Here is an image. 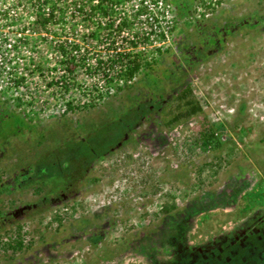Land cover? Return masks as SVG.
<instances>
[{"label":"rangeland","instance_id":"obj_1","mask_svg":"<svg viewBox=\"0 0 264 264\" xmlns=\"http://www.w3.org/2000/svg\"><path fill=\"white\" fill-rule=\"evenodd\" d=\"M74 1L89 0H66L45 32L25 0H0V99L31 127L0 143V264H264V27L243 24L264 0H185L180 15L164 0L147 15L136 14L140 0L81 14ZM122 16L148 64L117 88L100 77L118 73L106 47L122 34L103 26ZM73 40L81 53L68 73L56 45ZM187 85L201 111L167 122ZM115 115L129 126L110 138ZM91 142L106 146L86 164ZM65 157L58 175L28 177ZM202 200L174 232L175 214Z\"/></svg>","mask_w":264,"mask_h":264},{"label":"trees","instance_id":"obj_2","mask_svg":"<svg viewBox=\"0 0 264 264\" xmlns=\"http://www.w3.org/2000/svg\"><path fill=\"white\" fill-rule=\"evenodd\" d=\"M27 3V6H29L33 12H34V20L38 24L39 28H41L43 31L48 32L49 31V26H51L52 22L55 20L57 15L62 11L63 7L66 4V0H25ZM115 1V2H114ZM146 0H140L139 1V6H136V14H145L147 13L146 8L149 6H153L155 4V0H149L151 2H145ZM171 2L173 6L175 7L176 14L180 15L182 13H185L188 9L187 3L185 0H164ZM117 0H89L87 2H78L74 1V8L78 11V14H81L82 12H92L95 10H99L102 13H105V11L108 9V6L111 7L113 3H116ZM220 0H215V3L218 4ZM87 10V11H84ZM99 22V21H98ZM96 22L95 25L92 27V35L93 37L97 36L98 32V26L99 23ZM245 26H255L256 24H259L261 27H264V13L260 14L256 17L254 22H243ZM151 26V25H150ZM104 30H107L108 32H112L115 30L116 36H119V34H122L120 36V39L123 42H119L116 45H114V42L112 39L108 40V44L106 47L107 52L109 51H114V56H115V62L117 63L118 67V73H115L116 75H108L107 73H102V78L104 83L113 81L116 85L120 83V85L117 86L119 87H125L127 84H130L131 81L133 80L134 76L140 71L142 65L148 64L145 59L141 55V49L139 48V44H137L135 41L132 40V36L136 37L137 31L134 34L128 33L126 30L128 29V22H127V17L122 16L117 19H112L108 17L104 21ZM150 30V29H149ZM125 34V35H124ZM131 37L128 39V37ZM163 35L161 34V37ZM209 40V37L208 39ZM73 45L67 49L63 43H58L56 45V51L57 53L63 57L61 65L63 66V71L65 72H72V70L77 66L76 62L79 61V54L81 53V48L80 44L78 41L73 40ZM101 59L96 58L94 64L97 67H100ZM22 76L20 77L19 80H14L13 83L15 86H19L22 83L21 80ZM64 81L63 75L61 73L60 76H55L54 79L51 81L50 84H58V82L62 83ZM62 86V85H61ZM102 96V93H98L96 95V100L100 99ZM178 100L181 101L183 111L181 112L182 114L180 115H174L170 117L167 122L172 123V121H176L178 116H189L195 113H198L201 111V108L197 101L193 99L191 89L190 87L184 86L181 88L175 96ZM93 99V98H91ZM94 100V99H93ZM155 102V101H154ZM92 103L95 102H86L84 103L85 105L92 106ZM153 101H150L149 104L144 105L143 107L148 108ZM67 108L72 109L73 107L70 105L69 102L66 103ZM128 109H125L123 113H126ZM115 124L114 129H112L110 135V138H115V137H122L126 131V129L129 126L128 121L121 117L120 115H115L113 120ZM31 127L29 124L26 123L24 120V115H19L16 113L14 110H12L9 107V102L8 100L0 99V133L1 138L0 143H6L8 139L11 136L14 135H19L23 133V130H29ZM208 140L211 144L212 147L217 146V141L213 135V133L207 134ZM110 138H106L105 141L108 143L110 141ZM81 140H79L78 146L76 149L79 148ZM0 144V145H1ZM90 145L86 147L85 151L83 154L85 155V163L88 164L90 163L94 158H97L102 155L103 148L106 146V143L104 142L101 147H95L93 142L89 143ZM74 148V147H73ZM72 153V150H70L67 155ZM66 155V156H67ZM67 157L50 162L49 164H44L42 162L37 163L34 165L35 170H32V174L28 175V177H41L44 180H46L49 177H53L55 175H58L61 173V171L64 169L65 165L67 164ZM224 191V190H223ZM209 198V197H208ZM211 199L209 198V201ZM207 201H199L196 203L194 207L188 208L186 215L181 213L175 214L177 218L171 219L172 225L174 232L175 231H180L184 228V223L187 219V216H189L192 212L197 210H203L207 206ZM175 208L176 206L174 204H171L170 206H163L162 211L164 213L170 211L171 209ZM174 218V217H172ZM257 231V228L255 229ZM251 234V233H249ZM247 236L245 234H240L235 240L236 244L241 246V244H245L243 242V238ZM253 239L259 238L260 235H255L252 233L250 235ZM172 237V235H171ZM5 242V245L10 246L12 248H18L20 247L21 243L19 240L15 241L13 244L9 242ZM255 242V241H253ZM226 246V245H225Z\"/></svg>","mask_w":264,"mask_h":264},{"label":"built area","instance_id":"obj_3","mask_svg":"<svg viewBox=\"0 0 264 264\" xmlns=\"http://www.w3.org/2000/svg\"><path fill=\"white\" fill-rule=\"evenodd\" d=\"M145 2H147V1H144L143 3H145ZM211 2H212L214 5L216 4V3H215V0H212ZM148 7H149V6H148ZM148 7H147V8H148ZM149 8H151V6H150ZM143 14H144V13H143ZM147 14H148V11H147V13H145V15H147ZM148 17H149V16H148ZM150 25H151V24H150ZM150 25H148V30H145V31H144V32L147 33V34H150V31L152 30V27H153V26H152V25L150 26ZM149 29H150V30H149ZM161 34H162V33H160V38H161V39H159V41L164 40V36H165V35L162 34L163 36L161 37Z\"/></svg>","mask_w":264,"mask_h":264},{"label":"flooded vegetation","instance_id":"obj_4","mask_svg":"<svg viewBox=\"0 0 264 264\" xmlns=\"http://www.w3.org/2000/svg\"><path fill=\"white\" fill-rule=\"evenodd\" d=\"M192 54L194 55V52H192V51H191V52H189V55H190V56H193ZM249 262H251V260H250V261H248V263H249ZM248 263H247V264H248ZM252 263H253V260H252Z\"/></svg>","mask_w":264,"mask_h":264}]
</instances>
